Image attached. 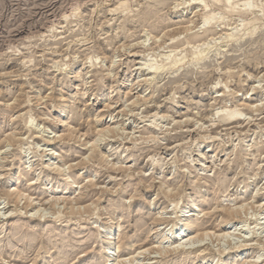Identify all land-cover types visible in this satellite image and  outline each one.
Instances as JSON below:
<instances>
[{
  "label": "rangeland",
  "instance_id": "1",
  "mask_svg": "<svg viewBox=\"0 0 264 264\" xmlns=\"http://www.w3.org/2000/svg\"><path fill=\"white\" fill-rule=\"evenodd\" d=\"M64 108L71 139L53 125ZM96 117L110 132L91 151L80 135ZM0 151V264H104L110 222L117 251L128 236L147 248L156 213L175 220L198 193L200 231L230 236L204 238L182 264L229 262L228 244L247 248L233 264H264V0H0ZM24 163L34 172L16 180ZM69 174L72 195L50 202ZM14 183L43 199L38 212L6 197Z\"/></svg>",
  "mask_w": 264,
  "mask_h": 264
},
{
  "label": "bare ground",
  "instance_id": "2",
  "mask_svg": "<svg viewBox=\"0 0 264 264\" xmlns=\"http://www.w3.org/2000/svg\"><path fill=\"white\" fill-rule=\"evenodd\" d=\"M202 2V1H201ZM218 2V1H217ZM227 5V9L226 12L228 11L229 13H233L234 12V7L229 5V2L226 1L225 2ZM251 5V4H250ZM250 5L249 3H243L242 5V11L243 12H247V11H250ZM203 9L205 10L206 9V6L203 7ZM239 9V8H238ZM78 10V9H77ZM150 13V12H149ZM202 29H203V32H206L210 27H211V20L213 19V17L209 16L207 13L202 17ZM191 25V24H190ZM254 29V27H253ZM179 32V31H178ZM253 32V30H252ZM250 32V33H252ZM174 34V33H173ZM226 34V33H225ZM234 34L233 33H230V34H227L225 36L226 39H229V38H233ZM154 37V36H153ZM155 41V40H154ZM157 42V41H156ZM155 45V44H154ZM129 54V53H128ZM105 55V54H104ZM106 57V56H105ZM172 63V62H171ZM173 65V64H172ZM169 68V67H168ZM149 70H151L152 72L150 73L151 75H156L158 73V68H154L152 66H148ZM146 69V70H147ZM110 74V73H109ZM115 77V76H114ZM114 81V80H113ZM111 85V84H110ZM126 92V91H125ZM108 100V99H106ZM8 105V104H7ZM107 105V104H105ZM104 105V107H105ZM108 106V105H107ZM107 106L105 108H107ZM112 106V105H111ZM10 107V106H9ZM110 107V106H109ZM252 107V106H250ZM63 108V107H62ZM67 108V107H66ZM254 108H256L254 106ZM229 109V108H228ZM253 109V108H251ZM69 111V110H68ZM98 112V110H97ZM101 111H99L98 113H100ZM67 113V110L64 108L61 113L56 117H53V125L54 126H61L64 128L65 126V132H66V137H70L72 136L74 133L72 131V128L70 126L67 127L68 123H65L62 121V118L64 117V115ZM95 113V112H94ZM240 113L233 109V110H229L227 111V113L225 115H222V118L224 120H226L227 122L229 120H233V119H239ZM222 120V119H221ZM65 121V120H64ZM95 123H94V128H93V131H90V132H85L83 133L82 135H80V137H85V138H88L90 142L91 140V151L93 149H95L97 147V144L99 143V140H101L103 137H105L106 135H108V133L110 132V128L108 126L104 127L101 123V118H98L96 117L95 118ZM225 121V122H226ZM224 122V121H223ZM197 123V122H196ZM116 127V126H115ZM114 128V127H113ZM119 128V127H118ZM63 129V130H64ZM117 129V128H116ZM123 130V129H122ZM123 132V131H122ZM73 133V134H72ZM81 134V133H80ZM10 135V134H9ZM65 135V134H64ZM64 135L63 138H64ZM11 136V135H10ZM61 135H58L57 139L58 138H62V137H59ZM74 136V135H73ZM55 137V136H54ZM77 137V136H76ZM67 138H64V139H67ZM5 139V138H4ZM71 139V137H70ZM76 139V138H75ZM74 139V140H75ZM79 139V138H78ZM145 139V138H144ZM69 140V139H68ZM77 140V139H76ZM3 141V140H2ZM4 143H7L9 141V137H7L5 140ZM137 141V140H136ZM133 142V141H132ZM9 144V143H8ZM89 145V144H88ZM90 146V145H89ZM118 149V148H116ZM2 151V150H1ZM0 151V152H1ZM116 151V150H115ZM48 156V155H45V157ZM53 156V154L51 155ZM59 158V156H56ZM89 158V157H88ZM52 159V158H51ZM90 159V158H89ZM80 160V159H79ZM41 162H45L43 160V158L40 159ZM87 161V160H86ZM1 162V161H0ZM25 164H23V168H20L18 167L17 168V173L19 174L18 177L16 178V180L20 179L19 177L24 175V173L27 172L28 168L29 167H25ZM44 165V164H42ZM68 165V164H67ZM77 165V164H76ZM69 166V165H68ZM46 167V171L48 173H54L56 174L57 176H63V173H62V170L59 169L57 166H54V163H47L45 165ZM109 167V166H108ZM32 168L30 166V169L28 170V173L29 172H32ZM68 168V167H67ZM61 170V171H60ZM34 172V171H33ZM32 172V173H33ZM12 174V173H11ZM65 174V173H64ZM24 177V176H22ZM114 178V177H113ZM12 180H15V179H10L8 180V182L10 181V183L12 182ZM93 180V179H92ZM91 180V181H92ZM65 181V186L63 189H61L62 191H60L61 193H58L60 195V197H54V191L52 189V187L54 186H51L50 188L52 189L50 191V195L47 196L49 198H47L48 200H52L50 202H57V200H60L59 198L61 199H65L64 196L67 197V195H70L71 194V189H72V186L73 184H75V182L72 180V175L69 174L65 177L64 179ZM88 181V180H87ZM90 181V180H89ZM90 181V182H91ZM16 182V181H15ZM29 183V187H34V186H38V184L40 185L41 181H39V176H36L35 179L31 180L28 182ZM27 183V184H28ZM88 183V182H87ZM161 183V182H160ZM81 185V184H80ZM14 188L11 190V188ZM168 188V187H167ZM59 189V188H58ZM49 189H45V193L48 192ZM165 190V189H164ZM56 191V190H55ZM175 191V190H174ZM24 191L21 192L20 188L16 187L15 186V183L13 185L10 186V189L8 190V192H6V197H8V199H11V200H14V201H21V200H24V205H25V208H29V211H36L38 212V208L41 206L40 203H42L41 201L43 200H38L36 203H33L34 202V199H31V196L28 194V195H25V193H23ZM44 192V190H43ZM170 192V191H168ZM72 195V194H71ZM1 198V197H0ZM41 198V197H40ZM205 198H206V195L204 193H198V196L195 197V198H191V197H188V199L186 200V204L181 207L180 211L177 213V217L175 218V220H165L163 218V214L164 212H158L156 213L157 215L155 216V219L153 220L154 221V225L153 227L148 231V233L150 234L149 236L150 237H153L154 236V239L153 241L151 240L150 244H149V247L147 248H143V247H138V248H134L133 247V242H134V239H132L131 236H128L126 237V239L124 240V244H123V252L121 251H117L116 250V245H115V241H116V235L118 234V232L121 230V225L119 224V218L115 221H112L109 223V225H107L106 227L103 228V230L100 232L101 234V245H103L104 247L101 249V252H100V257L104 260V264H108V262L112 261L113 264H126V263H133L135 262L136 260H140V258L145 255L146 258L142 259L141 261H145V263L143 264H156L157 262H153L151 260L157 258V257H150V255H159V256H164V255H167V254H178V256L180 257L179 259V263H174V264H182L184 263L185 259V255L187 253H190V250L191 246H194L195 244H198V243H202L203 242V239L206 238V237H210V236H215L216 238H222V239H226L227 236H230V234L228 233H223V234H218V235H215L216 233H211V232H208V230L205 232L204 230L203 231H200L199 229V226L196 225V220L198 217H196V215L194 214L195 210L198 209L202 204H204L205 202ZM45 199V198H44ZM12 202V201H11ZM61 202V201H60ZM70 203V202H69ZM73 203V202H72ZM54 206V205H53ZM222 206V205H220ZM60 207V206H59ZM64 207V206H63ZM69 207V206H68ZM245 207V206H244ZM71 208V207H70ZM69 208V209H70ZM242 208V207H241ZM225 209V208H224ZM228 209V208H227ZM122 210V209H121ZM221 210V208H220ZM263 210V209H262ZM124 211V209H123ZM224 211V210H223ZM226 211V210H225ZM228 211H230L228 209ZM238 211V208L235 207L234 209L231 208V213L232 215H236ZM240 211V209H239ZM238 211V212H239ZM157 212V211H156ZM228 212L226 214L230 215L231 216V213ZM70 213V212H69ZM44 216V215H43ZM43 216H36L37 218L39 217L42 218ZM31 217H34L31 216ZM235 218V217H234ZM108 219V218H107ZM113 220V219H112ZM107 222H104L103 221V225L106 224ZM163 225H165V227L161 228ZM150 228V227H149ZM22 231V230H21ZM236 231V230H234ZM19 232V231H18ZM232 234V233H231ZM211 238V237H210ZM215 238V239H216ZM209 239V238H208ZM136 240V239H135ZM227 240V239H226ZM21 241V240H20ZM214 241V240H213ZM234 242V241H233ZM135 243V242H134ZM228 243V242H227ZM229 246H231L230 248L231 249H235L234 250V253H230V254H233V257L232 255L230 256L231 258L229 259V262H222L224 264H233V262H236L238 260H240L242 257V252H244L245 250H247V248L244 246V249H240V246H234L231 245V244H228ZM228 246V247H229ZM102 247V246H101ZM49 248V247H48ZM120 248V247H118ZM222 248V247H221ZM217 251V250H216ZM219 252L221 254H224L225 253V249H219ZM218 252V253H219ZM46 254H49V250H46L45 251ZM229 254V253H228ZM148 258H147V256ZM152 255V256H153ZM224 257V256H223ZM251 258V257H250ZM249 258V259H250ZM245 259V258H244ZM248 259V258H247ZM245 259V260H247ZM34 260V259H33ZM201 261H204V262H207V264H219V260L217 259L216 261H207L205 260V258H201L200 259ZM209 260V259H208ZM213 260V259H212ZM252 263L251 260H248V261H244L243 260V263L244 264H249V263ZM53 263H56V262H53ZM46 264V263H45Z\"/></svg>",
  "mask_w": 264,
  "mask_h": 264
}]
</instances>
